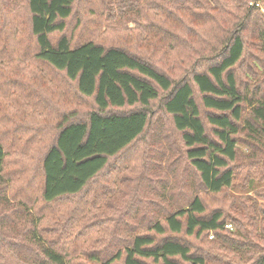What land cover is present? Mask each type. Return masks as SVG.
Segmentation results:
<instances>
[{"label": "trees", "instance_id": "1", "mask_svg": "<svg viewBox=\"0 0 264 264\" xmlns=\"http://www.w3.org/2000/svg\"><path fill=\"white\" fill-rule=\"evenodd\" d=\"M76 1L0 0V29H16L21 13L26 57L46 68L51 78L47 83L52 89L45 86L44 91L23 94V98L37 107L36 101L48 102L46 91L51 90L60 92L65 100L77 96L92 103L81 116L72 109H61L52 139L42 146L37 168L29 177L21 159H10L11 148L6 150L0 142V184L4 185L0 193L10 184V198L3 197V205L12 202L17 207L3 210L15 214L12 221L33 224L30 234L37 251L26 264H264V190L256 197L262 202L245 198L233 207L235 218L225 217L219 210L208 212L204 200V195L232 188L236 179L242 178L250 191L254 184H264V16L250 5L259 0H113L112 15L106 14L104 0H96V4L87 0L90 15L81 29L89 31L92 39L72 45L64 33L74 18ZM123 17L140 31L145 44L153 42L158 51L170 55L181 49V36L200 38L204 30L199 26L211 24L215 36L219 35L215 45L209 44L208 53L198 56L193 68L176 83L123 47L96 42L101 27L116 35L113 19ZM218 20L224 21L218 24ZM80 24L78 18L75 27ZM247 33H252L263 56V61L256 59L258 70L253 69V62L249 64L254 80L248 82L239 80L235 72L249 53ZM57 34L61 36L55 39ZM191 44L196 53L205 47ZM19 87L22 89V84ZM193 87L201 106L209 112L205 115L209 129ZM160 92L167 93L162 109L170 117L171 130L177 133L178 151L192 177L191 189L178 200L173 190L165 191L163 185L158 200L149 201L153 203L149 205L137 196L130 197L126 206L135 224L123 222L129 218L128 212L116 222L122 223L109 231L93 217L84 223L88 216L112 208L111 202L119 197L117 190L109 188L122 187L120 169L104 172L111 159H119L143 135L149 123L146 110ZM133 106L142 109L112 112ZM40 132L44 129L35 130L34 136ZM241 134L250 141L245 157L238 150ZM25 187L30 188L27 198ZM125 190L132 196L131 188ZM33 198L44 205L65 204L63 209L52 210V228H38L43 218L39 216V222L31 216L28 207L37 202ZM155 204L158 208H149ZM6 219L7 215L0 216L1 221ZM105 233L111 235L109 242L90 240L94 234ZM38 236L50 238L42 242L37 241ZM184 237L193 238L197 246L192 249ZM78 239L92 246L99 241L101 246L81 251L82 259L72 260L67 256L69 246L74 253ZM207 241L208 247H198Z\"/></svg>", "mask_w": 264, "mask_h": 264}, {"label": "rangeland", "instance_id": "2", "mask_svg": "<svg viewBox=\"0 0 264 264\" xmlns=\"http://www.w3.org/2000/svg\"><path fill=\"white\" fill-rule=\"evenodd\" d=\"M15 1L20 2L21 0ZM111 1L113 0H104L102 3L106 9V14L109 13L110 15H112L111 9L113 7V5L110 4ZM92 2L96 4V0H92ZM87 5V0H77L75 3L74 18L69 21L68 30L64 33V35L71 40L72 45L81 43V40L84 38L92 39L89 31L81 29L82 24L85 25L90 15L87 10ZM261 14L264 16V8H262ZM20 16L21 13H19L17 17L16 29H0V142L5 146L6 150H8L9 147L11 148L9 151L10 159H21V164L27 167L25 176L29 177L37 168L40 158L39 151L42 149V146L52 139L54 134L53 126L61 109H72L81 116L91 109L92 103L90 100L86 99L82 101L77 96L74 98H66L69 101L68 103L67 100L60 97V92L53 94L51 90L46 91L49 95L48 102L43 104L40 101H36L37 107L30 104V102L27 101L28 98H23V94L32 95L33 92L44 91L43 89L45 86L50 87L47 80L51 78L46 68H42V66H37L33 62L28 61L26 57L27 46L25 43H21L22 40H25L26 33L25 27L19 24ZM91 17L93 16L91 15ZM78 18L81 24L80 27H75L76 24H78ZM119 21L113 19L112 22V25L117 31L116 35L104 31L101 27L98 30V37L96 36L98 39L96 42L103 44L105 47H123L131 53L148 60L154 67L165 72L176 83L182 78L181 76H183L185 72H189L193 68V65L197 62L198 56L201 57L208 53L209 44L215 45L217 42L216 38L219 35L218 33V35L215 36L216 32L211 24L199 26V28L204 30V34L200 38L185 35L186 39H184V35L181 36L180 41H183V43H181L180 51L178 50V52L170 55L158 51L157 46L153 42L145 44V42L142 41L144 37L140 35V31L135 29L136 27L131 23H127L125 17ZM223 21L224 20H218V24L223 23ZM59 36L61 35H55V39L59 38ZM201 38L204 40H201ZM245 41L247 47H249L250 54L247 53L245 61L236 68L235 72L239 80L248 82L253 79L248 71L249 64L253 62V69L258 70L260 65H258L256 59L263 61V56L258 53V44L255 40L253 41L252 33L246 34ZM191 42H195L198 46L204 44L205 47L199 53L192 52L190 48L192 45ZM197 70L204 69L198 67ZM19 84H22V89L19 87ZM56 86L57 89H59L58 84H56ZM50 88L52 89V87ZM193 91L205 127L209 129L205 120V115L209 112L201 106L199 101L200 96L197 94L194 87ZM166 96L167 93L160 92L158 99L150 103L146 110L149 116V123L140 139L133 144V147L129 151L122 154L119 159H111L108 163V167L104 174L108 173V171L113 168H115L116 171L120 169L118 177L121 178L119 181L123 182L121 185L122 187L109 188L110 190H117L119 192V197L111 202L113 207L107 208L105 211L96 215V217L88 216L84 223H87L91 220V217H93L95 221L104 226L103 228L106 229V231H109L115 229L113 225L122 223L116 222L120 217L124 216L122 215L123 213L128 212L130 214H128L129 218H126L123 222L135 224L130 220L132 211L126 206V202L130 201V197L137 196L140 201L144 200L146 204L149 205L153 204L149 201L156 202L158 200L157 194L162 192L161 186L163 185L166 186L165 191L173 190L172 192L177 195L176 197L178 200L191 189L192 177L187 170L186 161L178 151L179 145L176 143L178 139L177 133H173L171 130L170 117L166 115L162 109V104ZM139 109L142 108L140 106H133L114 109L112 112L125 114ZM41 129H44V132H40L41 134L34 136V131H40ZM8 130L16 132L12 135L11 131L7 133ZM31 136H33V138L27 143V138ZM241 136L242 137L239 138L238 150L242 153V156L245 157L249 154L247 144H249L250 141L243 137V134H241ZM243 157L240 159V164L243 163ZM9 169H12V167H9ZM115 172L113 173V181H115ZM7 186L10 187V184L7 183ZM9 187L6 189L5 193H0V216L3 214L7 215L6 220H0V262L5 264H26L37 251L36 242L31 238L30 234L33 229V224L28 223L29 220L12 221L15 214H8L9 212L6 213L3 210L4 208L9 211L17 209L16 204L10 201L9 204L3 205L5 203L2 198H10ZM3 188L4 185L0 184V191L3 190ZM14 188H16V186ZM126 188H131L132 196L127 195L130 190H125ZM263 190L264 184H254L250 191L247 189V186L245 187L242 184L241 178L236 179L233 187L221 194L213 196L204 195V200L208 212L219 210L223 212L225 217L235 218L232 208L244 201L245 198H255L258 202H262V200L256 197L257 194L263 192ZM24 191V196L27 198L28 194H30V188L26 189L25 187ZM125 195L126 198H124ZM33 199L37 201V199ZM136 201L137 200L134 199V202ZM64 205H44L37 201L33 206L28 208L33 218L38 221L39 216L43 218L38 228L48 229L54 226L51 224L52 221L50 217L52 210L55 212V209H63ZM149 208L156 209L158 206L155 204L149 206ZM78 227H82V225ZM110 236L109 233H105L103 236L94 234L90 240L93 242L100 239L101 241L109 242L111 240ZM180 237L182 238V236ZM49 238L48 236H38L37 241L44 242V240H46V242H48ZM184 240L193 245L192 249L197 246V242L193 238L184 237ZM209 240L210 239H208V241ZM85 241L84 239H78L75 242L74 253H71L72 245L69 246L70 254L67 256L71 257L72 260H79L82 259L81 253L83 251L98 250L101 246L99 241L94 242L93 246ZM208 241L205 244L199 243L198 247H208Z\"/></svg>", "mask_w": 264, "mask_h": 264}, {"label": "built area", "instance_id": "3", "mask_svg": "<svg viewBox=\"0 0 264 264\" xmlns=\"http://www.w3.org/2000/svg\"><path fill=\"white\" fill-rule=\"evenodd\" d=\"M251 6H255L256 8H259L260 10H262V8H264L263 6V0H259L257 2L254 3H250ZM230 227V226H228Z\"/></svg>", "mask_w": 264, "mask_h": 264}]
</instances>
